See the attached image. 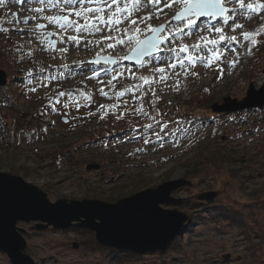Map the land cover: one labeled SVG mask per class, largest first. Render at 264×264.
Listing matches in <instances>:
<instances>
[{
    "label": "rangeland",
    "instance_id": "1",
    "mask_svg": "<svg viewBox=\"0 0 264 264\" xmlns=\"http://www.w3.org/2000/svg\"><path fill=\"white\" fill-rule=\"evenodd\" d=\"M31 7L32 4L11 2L0 7V70L7 76L6 85L0 87V173L23 179L45 194L51 204L99 201L116 205L144 190L184 180L187 184L171 193L175 203L160 207L185 214L188 220L183 234L164 253L146 255L100 246L94 232L74 224L67 230H58L37 222H18L17 232L26 243L24 254L35 264H264V106L228 113L212 110L214 104L224 105V100L233 108L231 103L243 101L250 86L255 91L263 86L264 12L248 13L247 9H239L238 3L228 5L229 9L235 7L238 13L247 14L234 18L242 28L233 31L226 27L224 32L240 41L229 45L239 55L225 51V41L209 45L224 52L220 60L207 69L197 63L192 69L198 73L195 76H185L181 71L178 91L159 86L163 92L157 91L155 109L168 113L164 122L175 118L189 131L162 134V140H156L142 127L149 123L148 119L131 111L133 106H142L155 115L151 94L133 99L134 93H127L117 98L105 88L109 97H104L99 94L100 85L86 79L92 75L87 69L93 67L87 61L99 49L85 50L83 43L77 47L58 42V47L69 49L64 55L46 50L21 59L18 46H23L24 53L36 46L28 45L29 37L17 32L23 28L24 17L32 15L28 10ZM12 12L17 13L15 18ZM163 13L172 14L168 8ZM166 15L152 23H161ZM49 30L54 31V26ZM245 32L256 33L250 38L256 40L254 45L243 40ZM52 39L58 40V36ZM185 42L196 43L197 38ZM233 59L234 66L229 63ZM74 61L85 63L77 66ZM64 63L69 69L59 67ZM121 63L148 75L146 69L137 70L133 61ZM40 68L46 71L38 73ZM69 70L75 75L67 76ZM58 72H65L67 79L47 80L45 87L29 91L37 83L33 79L37 74L43 78ZM131 83L134 81L128 76L116 91ZM168 84L174 85L175 78ZM77 89L90 93L93 102L85 103ZM60 91L71 92L81 104L79 109L72 106L73 100L67 94L56 103V93ZM125 100L129 107L120 120L112 112L105 115L97 111L100 105L115 104L117 114L125 112ZM53 106L56 112L51 111ZM130 127L137 133L135 140L125 138ZM168 130L175 131L171 123ZM140 135L152 143L145 145ZM229 157L232 159L228 162ZM211 159L225 162L224 168L211 169ZM95 165L99 166L97 170L87 169ZM207 194L214 197L199 200ZM0 264H11L1 252Z\"/></svg>",
    "mask_w": 264,
    "mask_h": 264
},
{
    "label": "snow or ice",
    "instance_id": "2",
    "mask_svg": "<svg viewBox=\"0 0 264 264\" xmlns=\"http://www.w3.org/2000/svg\"><path fill=\"white\" fill-rule=\"evenodd\" d=\"M9 2L33 5L28 9L32 15L24 17L23 28L17 29L18 33L22 32L29 37L26 41L28 45H36L27 53L23 52V46L17 47L16 50L21 52L22 60L33 56L36 52L46 50H54L64 55L69 49L66 46L58 47V42L60 45L71 44L77 47L83 43L85 50L99 49L87 61L93 67L87 69L92 75L87 76L86 79L96 81L100 85L99 94L104 97H109V92H106L105 88H108L117 98H123L127 93H134L133 99H140L151 94L153 97L151 107L155 115H150L142 106H133L131 111L135 116L148 119L149 123L142 127L149 130L156 140H162V134L175 135L177 131L187 134L189 131L183 128L181 121L175 118L170 117L167 122H164V117L168 113H161L155 109V101L158 99L157 91L163 92V88L159 86L171 87L172 90L178 91L181 71L185 76H195L198 73L192 69L197 63L207 69L214 61L220 60L224 52L215 47L210 48L209 45L216 46L221 41H225L224 50L232 52L235 56L239 55L236 48L229 45L234 42L240 43V41L235 35L225 36L224 32L226 27H231L233 31L242 28L241 24L235 23L234 18L247 14L238 13L235 7L229 9L228 5L238 3L239 9H247L248 13L264 12V3L245 4L244 0H163V3L162 0H0V7H7ZM164 8H168L172 14L170 16L164 14ZM16 15V12H12L13 18ZM161 15H166V18L154 25L152 21L159 20ZM229 21H232L231 25ZM218 24L220 26H217ZM53 26L55 30L50 31L49 28ZM2 31L7 32L8 29ZM255 34L245 32L243 40L250 41V44L254 45L256 40L250 38ZM53 36H58V40L52 39ZM192 37L197 38L196 43L185 42ZM121 52L123 54H120ZM182 53H188V55H182ZM122 61H134L137 70L146 69L148 75L138 74L137 71L122 64ZM74 63L80 66L85 62L74 61ZM229 63L234 66L235 59ZM101 65L103 66L96 67ZM216 66L219 68L218 64ZM59 67L69 69L70 66L64 63ZM45 71V68H40L38 73ZM220 72L223 74V68H220ZM101 73L104 74L103 78ZM73 75L75 73L69 70L67 76ZM67 76L65 72L43 78L37 74L33 77L37 83L29 91L35 92L37 88L45 87L47 80L59 81L67 79ZM128 76H131L134 83L116 91L117 85L122 84ZM173 78H175V84L169 85L168 81ZM28 82L32 83V80ZM77 93L85 103L93 102L90 93L80 92L79 89ZM66 94L70 100H73L72 106L79 109L81 104L75 101L71 92L56 93V103H60L59 98L65 97ZM51 103L50 98L49 104ZM123 105L125 112L118 114V106L115 104L100 105L97 111L105 115L112 112L116 115V119L120 120L129 107L128 101H123ZM51 111L56 112L57 108L53 106ZM88 115L91 116L94 113L89 112ZM101 118L104 117L101 116ZM169 123L173 125L175 131L168 130ZM136 136L135 129L131 127L125 134V138L129 140H135ZM140 139L145 145L152 143L143 135H140Z\"/></svg>",
    "mask_w": 264,
    "mask_h": 264
},
{
    "label": "water",
    "instance_id": "3",
    "mask_svg": "<svg viewBox=\"0 0 264 264\" xmlns=\"http://www.w3.org/2000/svg\"><path fill=\"white\" fill-rule=\"evenodd\" d=\"M6 83L7 76L0 70V87ZM224 102L222 106L214 104L213 112L260 109L264 106V83L258 91L250 86L243 101L231 103L233 108L228 106V100ZM98 168L96 165L87 167L88 170ZM186 184L184 180L167 182L120 200L116 205L99 201L51 204L45 194L23 179L0 173V252L11 264H35L24 254L26 243L17 232L16 224L37 222L58 230H67L74 224L94 232L100 246L118 251L138 255L164 253L171 242L183 234L188 217L160 206L175 203L171 193ZM213 197L212 194L201 195L199 200Z\"/></svg>",
    "mask_w": 264,
    "mask_h": 264
},
{
    "label": "trees",
    "instance_id": "4",
    "mask_svg": "<svg viewBox=\"0 0 264 264\" xmlns=\"http://www.w3.org/2000/svg\"><path fill=\"white\" fill-rule=\"evenodd\" d=\"M232 159L231 157H229L228 159H227V161L229 162L230 160ZM212 160V162L210 163V168L211 169H213V170H219V169H223L224 168V166H225V162H221V161H219L220 163H218L215 159H211Z\"/></svg>",
    "mask_w": 264,
    "mask_h": 264
},
{
    "label": "bare ground",
    "instance_id": "5",
    "mask_svg": "<svg viewBox=\"0 0 264 264\" xmlns=\"http://www.w3.org/2000/svg\"><path fill=\"white\" fill-rule=\"evenodd\" d=\"M182 214V213H181ZM185 215V214H184Z\"/></svg>",
    "mask_w": 264,
    "mask_h": 264
}]
</instances>
